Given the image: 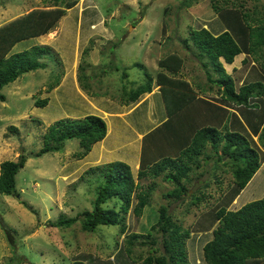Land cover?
I'll return each instance as SVG.
<instances>
[{"label": "rangeland", "instance_id": "obj_1", "mask_svg": "<svg viewBox=\"0 0 264 264\" xmlns=\"http://www.w3.org/2000/svg\"><path fill=\"white\" fill-rule=\"evenodd\" d=\"M181 1L90 0L95 6V11L100 15V23H102L100 27L107 28L108 31L103 33L96 27L93 33L86 35L112 36L107 42H104L105 36H102V39L94 36V42L85 44L88 51L84 50L80 58L76 57V61L80 59L83 67L80 72L87 76L83 80L87 86L81 87L76 78L79 73L78 65L75 64V84L83 95L81 99L83 103L78 107L73 105L76 100L73 99L69 86L59 87L52 93L44 89L48 87L50 81L54 83L58 79L54 73L47 72L45 66V70L36 68L24 71L16 77L17 80L13 79L0 88L4 94V99L0 100V160L15 159L20 151L27 155L23 166L15 174L17 194L0 192V264H69L74 259L83 260L86 264H143L142 257L148 254L150 245L158 248L157 251L150 253L157 254L161 250L160 233L155 229H149L150 224L157 217L156 209L159 204H165L167 212L190 231L184 239L187 264H205L201 246L210 238L211 228L216 224L212 219V209L220 204L224 205L222 195L231 181L229 165L223 162L224 158L216 159V155L210 153V145L204 146L202 154L210 153L211 157L207 158L205 163L201 162L200 170L190 171L191 175L198 174V171H201V174L195 176L199 180L188 184L189 190L184 195V201H173L162 196V193L171 187L169 181L163 180L160 176L136 178L135 170H131L134 179L141 183V186L145 187L151 180H154L155 185L148 203L138 214L132 211V205L136 201V196L132 193L130 207L122 219L124 230L121 233L118 232L119 224L99 223L93 231L82 230L78 220L67 226L48 224L49 220H54L58 215H74L82 209L89 208L91 198L94 197L95 182L92 175L95 173H83L79 176L80 172L90 164H86L87 161L81 162L71 155L78 149L76 137L64 139L60 150L43 152L40 155L32 154L41 145L40 134L50 122L48 118L51 115L61 117L80 116L85 113L97 114L98 104L94 102L97 101L95 98L97 92L104 91L105 95L110 97L111 95L122 97L118 89L130 88L143 82V70L154 74L157 70V58L168 51H177L184 58L178 73L180 76L188 78L193 87L201 89L202 92L208 89L205 73L190 50L182 46L181 37L188 35L189 26H205L212 32H218L224 24L211 7L209 0H198L188 6L181 5ZM43 4H46L43 0H0V21L29 9L32 5ZM218 4H222V0H218ZM230 4L240 5L251 15H260L263 10V0H230L224 5L228 7ZM72 15L73 10L60 24L59 33V35H70V40H72L71 35H79L80 30ZM86 19H83L84 23ZM83 30L82 25L81 31ZM70 42L67 44L69 45ZM34 43L38 41L33 37H27L18 41L10 50H21ZM262 53V57L253 60L241 50L234 55L231 63L223 62L225 70L234 78L235 86L256 79L264 81V46ZM93 58L96 60L94 61ZM84 59L87 61L85 63L90 64L83 66ZM54 68L55 65L52 64V69ZM102 72L106 74L101 76ZM18 80L21 81L20 87L13 88L12 85ZM209 91L213 92H209L207 96L214 97L215 87L213 86ZM51 94L63 98L54 96L43 106L33 105V97ZM87 100H92L93 103L90 105L91 102H86ZM253 101L257 107L252 109L258 108L257 111H262L263 124L264 94L254 98ZM88 107L90 111L86 112ZM231 107L247 125L246 118L240 111L241 107L237 105ZM192 110L188 112L186 110L184 113L186 125L179 134L182 140L192 128V125H188V121L198 117ZM212 113L215 114L214 119ZM37 118L40 119V123L36 122ZM250 118L252 121L250 127L247 126V130L241 121L232 119L227 111L210 107L207 114L198 117L197 122L201 124L207 121L216 125L223 119L230 130L238 131L247 139H252L249 132H253L252 127L256 126L254 119H260L259 113ZM9 124L17 129L10 130ZM255 141L252 146L259 153L260 165L238 193L237 202L231 204L234 198L226 205L227 208L235 209L246 201L264 196V147L259 145L257 139ZM175 148L171 146L169 152L171 153ZM260 172L263 173L262 177ZM197 186H202V191L198 192H201L202 197H199L196 204L187 205L190 192ZM226 197L229 195L227 194ZM228 200L229 198L226 199ZM5 227H10L12 235L10 242ZM132 233L135 236L127 245L126 238ZM153 237L156 241L151 243L150 239ZM127 246L130 248L129 253L126 251ZM131 257H135V260H131Z\"/></svg>", "mask_w": 264, "mask_h": 264}, {"label": "trees", "instance_id": "obj_2", "mask_svg": "<svg viewBox=\"0 0 264 264\" xmlns=\"http://www.w3.org/2000/svg\"><path fill=\"white\" fill-rule=\"evenodd\" d=\"M76 1L43 0L50 6L32 8L0 24V88L24 71L43 68L46 65L45 58L56 65L61 64L57 52L47 44H33L13 52H9V50L20 39L46 32L55 24L65 9ZM87 1L90 0L78 2L77 7H81ZM196 1L198 0H182L181 5L188 6ZM209 1L213 10L222 20L224 27L218 32H212L205 26H189L188 35L181 37L182 46L190 50L205 73V80L208 83L206 88L210 89L214 86L219 97L239 105L241 113L246 118L247 126L250 127L252 121L250 117L259 113L260 119H254L253 122H256V126L252 127V131L256 132L257 127H260L257 132V141L261 147H264L262 111H257L258 108L252 109V107H257L253 101L254 98H259L264 94V81L256 79L241 82L235 86L234 78L223 67V62H231L234 55L241 50L250 55L253 60H258L263 56L264 0L260 15H251L240 5L225 6L224 4L227 5L230 0H222V4H218V0ZM96 27L103 33L108 31L107 28L100 27V15L97 12L92 29L94 30ZM183 59V56L177 51L166 52L157 58L158 69L154 74L143 70V82L130 88L118 89V92L122 93V97L111 95V98L120 100V103H129L142 92L150 91L152 81H155L159 85L166 113L172 114L190 102L197 93L190 82L178 74ZM113 66L117 68L116 65ZM70 68L71 64L68 61L65 74H71L68 77L73 76ZM78 69V81L81 87H86L87 83L83 80L87 76L80 72L83 70L81 63L78 64ZM55 75L59 79V73ZM122 75L124 76L125 73ZM56 82L50 81L46 90L54 86ZM3 99L4 94L0 91V100ZM144 99H147L154 107L156 106L155 98L151 93L143 94V98L138 103ZM46 102V96H36L33 99L34 105L43 106ZM234 117L241 121L235 114ZM36 122L40 123V119L37 118ZM205 122L196 128L193 127L195 124L188 123V125H192V128L185 134L186 144L183 145L179 153L176 156H162L148 166H143L140 163L135 176L136 178L160 176L163 180L171 183V187L165 190L162 196L173 201H184V195L189 190V172L199 168L201 162L205 163L206 159L211 157L210 153L215 154L216 159L224 158L223 162L229 165L231 181L222 195L225 201L224 205L220 204L212 209V219L216 224L211 228L210 238L205 240L201 246L202 258L205 264H264V196L246 201L235 209L226 207L259 166V153L252 146V139H247L238 131L229 130L226 124L219 128L221 120L216 125L213 122ZM8 128L10 130L17 129L12 124H9ZM177 132L178 135L181 133L178 128L176 134ZM104 133L105 122L97 114L87 113L79 117H58L44 127L40 134L41 145L32 154L40 155L43 152L60 150L64 139L76 137L78 149L71 155L80 158L87 153L95 141L103 137ZM206 144L211 146V152H205L203 155L202 151ZM93 156L94 153L91 150L81 159V162H89ZM26 157L27 155L20 151L15 159L0 160V192L17 194L15 174L23 166ZM89 172L95 173L92 175L95 187L90 207L82 209L74 215H58L54 220H49L48 224L67 226L78 220L81 229L87 231H93L96 224L99 223L119 224L118 232L121 233L124 230L122 219L130 207L132 193L136 196L132 211L138 214L141 208L148 203L151 190L155 185L154 180L148 182L145 187L141 186V183L134 179L129 164L119 159L90 165L83 169L79 176ZM259 174L261 177L263 176V173ZM201 187L197 186L190 192L189 199L186 201L187 205L189 203L196 204L199 197H202L201 192L198 193ZM227 194L229 197H226ZM227 198H229L228 201H226ZM237 199L238 197H235L232 203H236ZM156 210L157 217L150 224L149 229H155L160 233L161 250L157 254L150 253V251L158 249L150 245L148 254L142 257L141 262L143 264H187L184 239L189 234V229L167 212L165 204H159ZM5 230L8 242H10L12 239L10 227H5ZM133 236H135L134 233L126 238L127 245L132 242ZM155 241L154 237L150 239L151 243ZM126 251L127 253L130 251L128 246ZM131 260H135V257ZM69 264L86 263L83 260L74 259Z\"/></svg>", "mask_w": 264, "mask_h": 264}, {"label": "crops", "instance_id": "obj_3", "mask_svg": "<svg viewBox=\"0 0 264 264\" xmlns=\"http://www.w3.org/2000/svg\"><path fill=\"white\" fill-rule=\"evenodd\" d=\"M79 1L80 0H77L72 6L67 7L64 13L61 14L57 18L55 24L51 28H49L46 32L32 36L35 39V41H38V43H34V44H47V45L51 44L53 49L57 52L60 58V61H61L60 65L62 68V75H60V78L58 79L56 84L47 91H51L52 93V91H57L59 87L65 88V86H69L68 89H71L72 97L74 100H76L73 103L74 107H78L83 103V101L81 100L83 95L78 90L79 88L76 86L75 80H74L75 64L78 65L80 63V59L77 62L76 57L77 56L78 58L81 57V53L85 52L84 50L86 48V45L90 40L91 42H94V39H95L93 38L94 36H96L99 39H102V36H105L104 38L106 41L104 40V42H107V40H110V37L112 36V35H86V34H90L94 32L92 29V25L95 23V14H96V11L94 9L95 6L92 5L90 1H87L84 5H81V7H77V4ZM49 6L50 5H47V4H43L42 6L32 5L29 9H26V10H23L22 12H18L17 14L11 15L10 17H8V19L4 21H0V24L5 23L6 21L12 19L15 16L25 13L26 11L32 8H47ZM72 10H73V15H72L73 19L76 24L78 23L80 30H79V35H76V34L71 35L72 40H70V35H59V33L61 31L60 24L63 23V20L68 17L69 12ZM83 19H86L85 23L83 22ZM101 24L102 23H100V25ZM82 25L84 28L83 32L81 31ZM18 41H16L11 46V48L15 47ZM69 41L71 42L68 45L67 42ZM31 45L33 44H30L29 46ZM16 51H18V49ZM9 52H13V51L9 50ZM45 60H46L45 67L48 70L47 72H52V61L46 58ZM93 60L95 61L96 59L93 58ZM68 61L71 64L70 69L73 72V76L71 77H68L71 74L65 75L67 71ZM83 61H84V66H87L88 64H90V63H85L87 62L85 59ZM45 67L37 68V69L45 70ZM157 69H158V66H157ZM103 72L102 74H100L101 76L106 74ZM184 78L188 80V78L186 77ZM14 80H17V78H15ZM20 84H21V81L18 80V82L13 84L12 87L19 88ZM42 86L43 84H41V87ZM191 86L193 87L192 84ZM46 88L47 87H45L44 89ZM212 88L205 89V91L202 92L201 90L193 87L194 91L197 92L195 94V97L190 102H188L186 105H184L183 107L176 110L170 115H168L165 111L159 85L155 81H152L150 91L142 92L141 94L138 95V97L135 100L130 101L129 103H126V104L120 103L119 102L120 100L114 99L108 95H105L104 91L97 92L96 93L97 97H95L97 98V101H94V102L98 104L96 105V109L99 110V112H97V115L101 116L105 122V133L101 139L95 141L91 145L90 149L87 151L86 154H84L82 157L78 159L81 160L84 156H86L92 150V153H94V156L91 157L89 162H87L86 164L94 165V164L103 163L109 160L119 159V160H123L126 163H128L130 166V169L135 170L136 172L140 163L141 165L143 164V166H148L152 162H154L155 160H158L162 156L177 155L180 149L183 147V145L186 144L185 142L186 138L183 140L180 139L178 132L176 134V129L178 128V131L183 132L185 128L184 126L186 125V119L184 117V113H186L185 112L186 110L188 112L191 109H193L192 110L193 114L198 117L201 115L207 114L210 107L215 108L216 110H219V109L225 110L231 115L232 119L235 118L234 117V114H235V116L241 120L242 125L248 130L247 125L245 124L241 116L231 107V105H236V104H233L229 102L228 100L222 99L221 97H219L216 91H214L215 92L214 97L207 96L209 92L211 93L213 92V91H209V90H212ZM148 93H151L154 96L155 103H156L155 107L153 106V104H150V102L147 99H144L141 103H138V101L141 98H143V94H148ZM45 96L47 97V102L49 98L51 97H54V96L59 97L58 95H53V94L49 96L48 95H45ZM59 98L62 99L63 96ZM88 100L86 102H89V103L92 102V100L90 101ZM32 103H33V100H32ZM85 111L86 112L90 111L89 107ZM82 115L84 114H81L80 116ZM212 116H215V114L212 113ZM55 117L57 116L51 115L48 118V120L52 121L56 119ZM70 117H79V116L72 115ZM198 117L191 118L188 121V123L195 124L193 126L194 128L199 127L203 124V123L199 124L197 122ZM221 122H222L221 127L219 128H222L223 124H225L223 119L221 120ZM205 123H209V122H205ZM226 127L228 128L227 125ZM259 129L260 127H258L256 132H249L253 140L252 141L253 143H256L255 140L257 139V132L259 131ZM171 146L172 147L175 146L176 148L174 151L170 153L169 149ZM197 169L200 170V167ZM255 171L253 172V174L255 173ZM198 172H199L198 174H192V175L189 172V176H190L189 184H193L194 180L195 181L199 180L198 177H195L201 174V171H198ZM253 174L251 176H253ZM249 179L247 180V182L249 181ZM238 193L236 194L235 197H238L237 196ZM231 204L233 203L231 202Z\"/></svg>", "mask_w": 264, "mask_h": 264}, {"label": "clouds", "instance_id": "obj_4", "mask_svg": "<svg viewBox=\"0 0 264 264\" xmlns=\"http://www.w3.org/2000/svg\"><path fill=\"white\" fill-rule=\"evenodd\" d=\"M52 64H54V63H52ZM54 65H55V68L52 69V72L55 73V74L58 72V73H59V76H60V75L62 74V68H61V65H56V64H54ZM60 72H61V73H60ZM59 78H60V77H59ZM61 117H62V116H61ZM50 122H51V121H50ZM46 125H47V124H46ZM46 125H45V126H46ZM252 144H253V142H252ZM259 165H260V164H259ZM129 167H130V166H129ZM257 168H258V167H257ZM131 172H132V171H131ZM132 174H133V173H132ZM234 198H235V197H234ZM234 198H233V199H234Z\"/></svg>", "mask_w": 264, "mask_h": 264}]
</instances>
